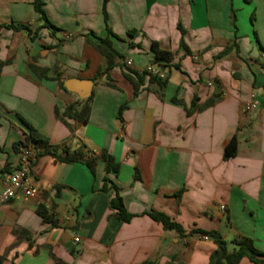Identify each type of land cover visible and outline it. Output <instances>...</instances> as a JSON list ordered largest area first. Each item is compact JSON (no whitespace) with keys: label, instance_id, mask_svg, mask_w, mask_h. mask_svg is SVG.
Listing matches in <instances>:
<instances>
[{"label":"crops","instance_id":"crops-1","mask_svg":"<svg viewBox=\"0 0 264 264\" xmlns=\"http://www.w3.org/2000/svg\"><path fill=\"white\" fill-rule=\"evenodd\" d=\"M32 2L0 0V191L26 124L49 146L81 147L96 162L91 173L39 152L30 174L38 195L0 207L2 264H207L213 240L193 230L249 238L264 253V0H105L106 19L103 0H43L53 33ZM18 25L28 31L6 28ZM98 38L121 56L107 71ZM153 42L171 53L161 65L162 100L148 76L135 95L125 76L152 64ZM68 79L92 83L87 122L64 117L69 128L56 113L72 105L78 112L86 99L60 87ZM212 99L187 113L194 100L199 107ZM233 136L236 154L224 160ZM103 152L117 174L106 172ZM104 179L134 216L129 222L110 217L114 191H100ZM150 211L179 224L183 236Z\"/></svg>","mask_w":264,"mask_h":264},{"label":"trees","instance_id":"trees-1","mask_svg":"<svg viewBox=\"0 0 264 264\" xmlns=\"http://www.w3.org/2000/svg\"><path fill=\"white\" fill-rule=\"evenodd\" d=\"M32 5L34 11L38 14L39 19L42 21V28L49 29L53 33L56 30V28L49 22L43 11V5H44L43 0H33ZM103 13L106 19L105 0H103ZM6 28H11L12 30L24 29L28 31V29L24 25L6 26ZM108 32L111 34L110 31ZM97 41L98 43L95 46L96 49L106 57L107 60L106 71H107L114 66L115 60L117 58H120L121 56L113 48L112 43L108 38H98ZM151 51H152V64H156L159 67H161V65L165 63H168L171 59V53L161 50L155 42L151 43ZM227 51H229V49H226L224 53ZM34 70L38 74V76L40 77L44 76V70L38 68H34ZM130 74H132L135 79H133ZM125 76L134 85V95H135L137 92V86L142 82V80L147 75L145 73L138 74L129 71V73H127ZM165 85H166L165 80H158L148 76L147 88L149 90H153L154 94L160 100H162L164 97ZM60 87L63 90H65L62 83H60ZM90 100H91V96L85 100V105L78 112L75 110V105H72L65 111L63 117L57 115V113L56 116L68 128L69 125L66 123L64 117L86 123L90 110V106H89ZM214 101L215 100L212 99L203 106L197 107L194 100L191 109L187 110V113L191 111L193 112L201 111L204 108L211 106L214 103ZM173 102L179 103V101L177 100H173ZM124 109H125V105H122L119 108L118 118L120 117L121 112ZM26 126L28 128V133L25 135L24 142H22L19 145L32 144L35 147L39 148L43 153L50 155L58 163H77V162L84 163L87 166V168L90 170V172L93 173L96 159L89 157L88 154L83 152L81 147L77 148L73 152H70L65 147L49 146L47 140L43 136L37 133L29 125L26 124ZM235 154H236V138L235 136H233L224 148L223 159L228 160L230 158H233ZM100 158L103 159L106 163L105 166L106 172L117 174L118 165L114 162V159L110 155L103 152L100 155ZM109 190L114 191V195L109 199L108 202V208L109 210L112 211L110 217L114 218L118 222H123V223L129 222L134 216L129 214L125 210L122 198L120 197L116 186L108 179H104V183L100 191L108 192ZM180 193L181 191L176 193V196H178ZM37 213L43 219V221L49 220V218L46 216V211L44 208L40 207L37 210ZM146 215H148L155 222L160 223L164 230L175 231L179 236H183V230L181 226L176 222H174L173 220H171L165 214L150 211V212H146ZM189 234L205 235L213 240V243L215 245V250L209 256V260L207 264H238L240 260L243 258L248 259L253 264H264V253L256 249L249 238L243 237L240 239L233 240L231 242H227L216 231L205 232L200 230H193ZM5 260H6V253L0 255V264H2ZM53 260H54V264H63L55 258H53ZM142 264H152V263L145 262Z\"/></svg>","mask_w":264,"mask_h":264},{"label":"built area","instance_id":"built-area-1","mask_svg":"<svg viewBox=\"0 0 264 264\" xmlns=\"http://www.w3.org/2000/svg\"><path fill=\"white\" fill-rule=\"evenodd\" d=\"M126 65L130 66L131 61H126ZM145 73L147 76L158 80H164L165 74L161 67L156 64L146 66L140 74ZM256 108V103L253 102L246 107V110ZM41 150L32 144L20 145L18 148V161L15 169L7 174L2 181V190L0 191V207L7 204L16 195H21L24 198H34L38 195V189L34 186L30 174L32 166ZM223 209V207H221ZM200 240H208L205 235H196ZM77 241V239H75Z\"/></svg>","mask_w":264,"mask_h":264},{"label":"water","instance_id":"water-1","mask_svg":"<svg viewBox=\"0 0 264 264\" xmlns=\"http://www.w3.org/2000/svg\"><path fill=\"white\" fill-rule=\"evenodd\" d=\"M64 88L76 94L79 99L85 100L91 95L92 83L88 80L68 79L64 83Z\"/></svg>","mask_w":264,"mask_h":264}]
</instances>
